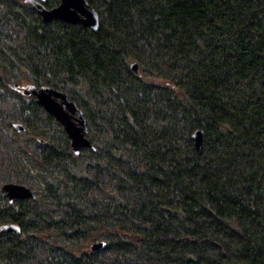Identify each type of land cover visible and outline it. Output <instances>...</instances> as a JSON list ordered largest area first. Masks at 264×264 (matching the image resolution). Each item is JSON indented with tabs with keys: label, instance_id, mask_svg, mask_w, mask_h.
<instances>
[{
	"label": "trees",
	"instance_id": "1",
	"mask_svg": "<svg viewBox=\"0 0 264 264\" xmlns=\"http://www.w3.org/2000/svg\"><path fill=\"white\" fill-rule=\"evenodd\" d=\"M88 1L96 31L0 0V134L36 137L0 143V184L34 190L0 188V264H264V0ZM16 83L67 92L93 147Z\"/></svg>",
	"mask_w": 264,
	"mask_h": 264
},
{
	"label": "water",
	"instance_id": "2",
	"mask_svg": "<svg viewBox=\"0 0 264 264\" xmlns=\"http://www.w3.org/2000/svg\"><path fill=\"white\" fill-rule=\"evenodd\" d=\"M31 1L37 5L43 20L46 22L61 19L83 27H90L95 31L99 29L100 14L88 0H60V3L52 8L46 7L43 4L44 0ZM131 66L135 70L138 69L137 62H133ZM14 87L21 88L17 83ZM24 92L35 95L37 102L63 125L75 153H79L85 147H93L92 141L87 136L86 117L77 102L71 99L67 92L53 86L38 87L36 85L25 87ZM13 126L18 131L25 129V124L20 121L14 122ZM204 136L205 132L200 128H197L192 134L198 149L203 145ZM2 189L6 192L9 201L34 196L32 187L17 181L3 183ZM1 228L7 231L20 230L15 223H6ZM105 244L104 240H97L91 244V249L96 251L104 247Z\"/></svg>",
	"mask_w": 264,
	"mask_h": 264
},
{
	"label": "rangeland",
	"instance_id": "3",
	"mask_svg": "<svg viewBox=\"0 0 264 264\" xmlns=\"http://www.w3.org/2000/svg\"><path fill=\"white\" fill-rule=\"evenodd\" d=\"M7 93V96L9 98V101L8 102H5L3 104H5L4 106H7V108L9 109L12 102L17 100V94L12 92L11 90L10 91H6ZM13 123V122H12ZM11 123V124H12ZM12 131V133H9V131H6V130H1V134H0V143L3 142V140L5 141H8L9 143H11V147L13 146V144L18 147V148H21L22 150H27V154H29V157H32L31 155L35 153V150H34V143L36 142V137L33 133H31L29 130H24V131H18L13 125H12V129H10ZM11 136H14L11 137ZM10 153V156L13 157L14 156V152H13V149H11V151L9 152ZM15 161L17 164H19L21 167H32L30 169V172L31 174L34 176L37 172L36 168H35V163L32 162L30 160V158H20V156L18 155L16 158H15ZM24 167V168H25ZM28 170V168H27ZM15 172V171H13ZM6 175V172H2V174H0V179L3 178V176ZM38 176V174L36 175ZM8 181H17V180H7L6 182ZM4 183V182H3ZM0 184V188L2 189V184ZM94 241L90 242L89 245H88V248H90L91 244L93 243Z\"/></svg>",
	"mask_w": 264,
	"mask_h": 264
},
{
	"label": "flooded vegetation",
	"instance_id": "4",
	"mask_svg": "<svg viewBox=\"0 0 264 264\" xmlns=\"http://www.w3.org/2000/svg\"><path fill=\"white\" fill-rule=\"evenodd\" d=\"M27 87V86H21V88H18L16 91L19 93V94H22V95H30V94H27L24 92V88ZM35 96V95H34ZM36 97V96H35ZM37 100V99H36ZM21 122V121H20ZM25 130V129H24ZM22 130V131H24ZM33 189V188H32Z\"/></svg>",
	"mask_w": 264,
	"mask_h": 264
}]
</instances>
